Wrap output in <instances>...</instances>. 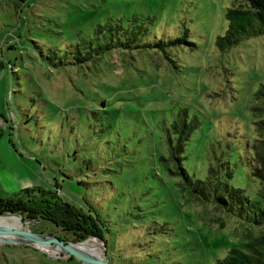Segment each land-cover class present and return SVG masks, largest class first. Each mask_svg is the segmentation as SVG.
I'll list each match as a JSON object with an SVG mask.
<instances>
[{"label": "rangeland", "instance_id": "374dc122", "mask_svg": "<svg viewBox=\"0 0 264 264\" xmlns=\"http://www.w3.org/2000/svg\"><path fill=\"white\" fill-rule=\"evenodd\" d=\"M240 2L0 0V123L10 119L17 148L23 140L36 153L63 198L92 206L119 260L215 264L230 244L264 228L187 198L158 160L169 124L195 117L182 150L186 171L223 173L227 160L228 182L255 195L251 105L264 81V29L255 31L254 20L237 42L215 44L226 8ZM114 26L122 41L136 33L126 47L88 57ZM175 37L183 40L168 42ZM158 40L162 47L151 46ZM78 52L88 59L75 61ZM22 224L72 240L40 217ZM66 258L0 243V264H82Z\"/></svg>", "mask_w": 264, "mask_h": 264}, {"label": "trees", "instance_id": "16d2710c", "mask_svg": "<svg viewBox=\"0 0 264 264\" xmlns=\"http://www.w3.org/2000/svg\"><path fill=\"white\" fill-rule=\"evenodd\" d=\"M226 19V29L223 34L215 37V44L219 49L235 43L240 35L246 33L248 27L252 26L255 20L258 27L255 31L264 29V0H241L238 5L227 7L224 12ZM104 25L99 24L98 29ZM253 28H251V31ZM109 38L104 42H98L95 46L89 48L88 57L91 53L98 54L104 50L115 47H126L133 38V30L120 40L113 35L118 31L117 27H107ZM254 31V30H253ZM183 37H175L168 42H181ZM163 41L158 40L151 46L162 47ZM86 53L74 55L75 61H84ZM254 103L251 105L252 114L255 118L252 120V163L249 164L250 173L256 179L255 189L252 192L255 195H248L244 188L232 185L228 178L232 176L229 167V161L226 170L219 173L217 169L211 166L207 168V174L204 178H198L190 175L182 165V150L185 141L188 139L191 130L196 126V118H185L174 120L169 124V130L172 135L167 134V147L158 154V160L162 167L172 176H179L176 183L186 190L187 198L202 204H210L213 209L223 215H232L238 219L241 224H252L264 227V81L259 83L253 93ZM184 114V113H183ZM186 116V115H185ZM224 163V164H225ZM27 195L25 198L0 197V212L15 211L21 213L24 217L36 219L38 217L52 222L61 231L70 233L72 240L86 239L90 236L98 237L105 245L108 257V264H131V256H124L122 259L116 257L112 250L108 252L106 237L103 231V223L98 218L96 211L89 204L87 207L69 202L63 198L56 189L36 187L35 189L25 188ZM83 198V196H82ZM85 201L86 199L83 198ZM8 224L6 221H4ZM59 238H62L58 235ZM68 240L67 238H62ZM81 241V240H80ZM113 258V260H112ZM57 260V259H56ZM57 261H60L58 259ZM62 261V260H61ZM79 263L73 257L68 256L64 262ZM215 264H264V228L253 234L247 232L243 241L237 244H230L222 256L215 257Z\"/></svg>", "mask_w": 264, "mask_h": 264}, {"label": "crops", "instance_id": "0c3cea01", "mask_svg": "<svg viewBox=\"0 0 264 264\" xmlns=\"http://www.w3.org/2000/svg\"><path fill=\"white\" fill-rule=\"evenodd\" d=\"M9 120L4 117L0 123L8 129L5 135L7 137L0 133V197L25 198L27 192L24 189L36 187L54 189L57 186L56 191L59 193L57 179L46 173L36 153L23 140H19L20 148H17L10 135L8 126L12 124L7 122Z\"/></svg>", "mask_w": 264, "mask_h": 264}, {"label": "water", "instance_id": "95a60500", "mask_svg": "<svg viewBox=\"0 0 264 264\" xmlns=\"http://www.w3.org/2000/svg\"><path fill=\"white\" fill-rule=\"evenodd\" d=\"M12 213L19 215L21 221H24V216L21 213L15 211L0 212V214ZM79 240H64L56 235L45 232L32 230L29 227H10L0 224V243L9 245H28L34 246V243H44L57 250V254L51 256L68 257L73 256L77 260H80L82 264L84 261H93L96 264H108V257L105 250V245L102 246L101 255H95L89 251L84 250L80 246L76 245ZM37 248V247H36Z\"/></svg>", "mask_w": 264, "mask_h": 264}, {"label": "bare ground", "instance_id": "6f19581e", "mask_svg": "<svg viewBox=\"0 0 264 264\" xmlns=\"http://www.w3.org/2000/svg\"><path fill=\"white\" fill-rule=\"evenodd\" d=\"M4 221H6L8 224H6ZM23 221L20 220L19 215L12 214V213H5L0 214V224L6 225L10 227H22L25 226L22 224ZM27 227V226H26ZM34 245L41 251L46 252L47 254L55 255L57 254V250L44 244V243H34ZM76 245L80 246L86 251H89L91 253H94L95 255H101L102 251V243L98 240V238L91 236L84 240L77 241ZM84 264H96L93 261L86 260L84 261Z\"/></svg>", "mask_w": 264, "mask_h": 264}]
</instances>
